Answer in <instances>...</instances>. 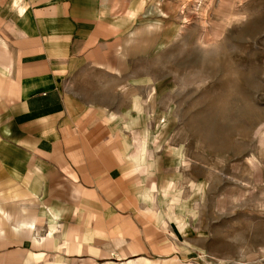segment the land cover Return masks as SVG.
<instances>
[{"label": "crops", "instance_id": "obj_1", "mask_svg": "<svg viewBox=\"0 0 264 264\" xmlns=\"http://www.w3.org/2000/svg\"><path fill=\"white\" fill-rule=\"evenodd\" d=\"M137 4L0 0V264H216L79 81L120 72Z\"/></svg>", "mask_w": 264, "mask_h": 264}, {"label": "rangeland", "instance_id": "obj_2", "mask_svg": "<svg viewBox=\"0 0 264 264\" xmlns=\"http://www.w3.org/2000/svg\"><path fill=\"white\" fill-rule=\"evenodd\" d=\"M137 1L120 72L79 81L198 253L264 264V0Z\"/></svg>", "mask_w": 264, "mask_h": 264}, {"label": "bare ground", "instance_id": "obj_3", "mask_svg": "<svg viewBox=\"0 0 264 264\" xmlns=\"http://www.w3.org/2000/svg\"><path fill=\"white\" fill-rule=\"evenodd\" d=\"M206 10H207V9H206ZM204 13H205V12H204ZM204 15H206V14H204ZM136 105H137V104H136ZM135 107H136V106H135ZM137 107H138V106H137ZM137 109H138V108H137ZM156 186H157V185L154 184L152 188H153V189H156V188H157ZM163 195H164V194H163ZM169 207H170V206H169ZM174 210H175V209H174ZM173 216H174V215H173ZM174 220H175V219H174ZM176 221H177V220H176Z\"/></svg>", "mask_w": 264, "mask_h": 264}]
</instances>
